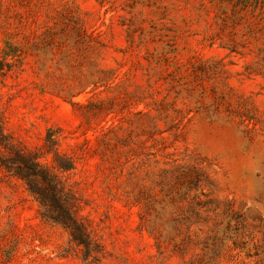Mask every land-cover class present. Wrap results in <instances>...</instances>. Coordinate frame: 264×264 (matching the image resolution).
<instances>
[{
	"label": "rangeland",
	"instance_id": "rangeland-1",
	"mask_svg": "<svg viewBox=\"0 0 264 264\" xmlns=\"http://www.w3.org/2000/svg\"><path fill=\"white\" fill-rule=\"evenodd\" d=\"M236 1L0 0V60L7 61L0 121L7 142L36 152L51 168L55 152L75 162L71 171H55L102 245L93 264H264V0H245L248 10L234 13ZM223 20L238 21L210 43ZM74 26L85 30L77 44ZM132 31L136 41L142 34L157 40L139 57L166 48L174 36L188 68L182 83L192 89L187 96L186 86L175 83L182 96L174 100L172 91L166 100L169 118L183 119L178 129L153 105L170 86L161 80L150 89L157 78L134 71L139 57L124 54ZM246 32L253 52L222 47L245 41ZM95 34L105 47H90ZM9 46L17 54L7 57ZM103 73L116 78L97 87ZM7 155L0 145V157ZM178 166L202 174L192 191L169 189ZM191 207L200 215L187 221ZM41 213L25 183L0 167V264H87L68 230ZM218 223L231 227L216 255L204 244Z\"/></svg>",
	"mask_w": 264,
	"mask_h": 264
},
{
	"label": "trees",
	"instance_id": "trees-1",
	"mask_svg": "<svg viewBox=\"0 0 264 264\" xmlns=\"http://www.w3.org/2000/svg\"><path fill=\"white\" fill-rule=\"evenodd\" d=\"M229 1L234 2L235 0ZM97 3H99L101 6H104L109 2L108 0H97ZM249 6L250 4L248 2H245V0H237L234 3L233 11L234 13L247 11ZM63 18L69 23L76 24V21L72 17H70L68 13H64ZM236 21L238 20H233V22L231 21L226 23L225 20H223L220 31L214 36L208 37V41L213 44L217 40L223 39V29H226L228 25L234 26V24H237ZM83 32H85V30L82 26L72 27L70 34L74 36L76 44L78 43L77 38H80L81 35H85V33ZM63 34L64 36H67V34H69L68 27L65 26ZM133 34H135L134 31H132V33L129 35V44L124 51L125 56L137 55L136 57H139L137 51L147 49L149 45H152L157 41L153 36L149 38V40H146L143 34L141 37V41H136ZM251 35L252 34L250 32H246L245 36L247 38L245 41L237 42L231 40L229 42L223 43L222 47L226 48L232 53H238L241 55L245 54L246 51L253 52L251 49L253 41L249 40L251 38ZM170 37L171 40L167 42L166 48L160 49L159 47H155L156 49H154V51H146V55L144 57L141 56L137 58L133 63V70L135 71L137 69H143L145 71V74H147L148 76L157 78V80L153 84L151 82H148V85L152 90L156 89L158 81L161 80L165 81L168 86H170V89L168 92H166L164 98L159 100L157 99L155 102H153V105L157 110L161 111L159 115L164 116V120L170 122L171 129H178L183 124V119L169 118V110L167 111L166 109L171 108V106L169 107L167 105L166 100L168 101V99H170V93L172 91L175 92V94H173L174 100L182 96L180 91L176 89V86L174 85L175 83L178 85L186 86L184 88V93L187 96L192 93V89L190 86H187V82L182 83L184 77L181 76L182 74L187 72L188 68H186L185 65L179 62L177 49L175 48L174 36ZM92 38L93 46L90 47H92L93 49L95 48V45L105 47L104 44L98 41V34H95ZM7 53V57L13 56L14 54H17V49L9 46V50L7 51ZM5 59L0 60V72L3 71L4 67H6L7 65V61ZM141 60L146 61V65L140 64ZM171 68L172 71H170ZM99 73H102V71H100ZM102 75L101 77L99 76L100 78H98L96 82H94L97 87L101 84L104 86L110 84L112 85V80L116 78L115 74L113 73H103ZM129 101L136 100L133 96L130 95ZM72 104L78 105L76 103ZM104 106L105 105H103L99 109V112H102ZM96 115L98 114L95 113L93 116ZM46 140L47 142H49L50 147H54L53 151H55L57 141L52 132H49ZM0 145H2L3 148L8 151L7 156L0 157V167H3L7 172L11 173L13 176L17 177L25 183L29 193L32 194L39 203L43 218L53 223L59 224L68 230L71 240L76 243L77 246L82 248L84 253V261L87 264L99 262L100 255L103 250L102 245L99 240L93 236L90 225L82 218H80L77 214V209L79 206L76 194L67 186V184L58 176V173L55 171H71L75 169V162L70 158L61 157L58 152H55L56 165L55 167L51 168L40 160V156L36 152H24L22 149L15 148L14 145L7 142V137L4 133L1 121ZM173 176L174 185L170 186L169 189H172L175 186L184 187L185 185L188 188L187 191L190 192L196 188V186H194L190 189V185H192L193 183L194 185H196L201 179L202 174L198 169H196V167L178 166L177 169L173 171ZM171 198H169V203L174 204L175 201L171 200ZM139 201L140 200H137L135 202L138 203ZM194 215L198 216L200 215V212L195 207H191V210H188V217L186 218L187 221L190 220V218ZM203 221L206 222V220ZM221 226L222 225L220 223L216 224V227L218 229L217 235L213 237V239L210 241L211 243L209 242L204 244L205 250L210 249V251H214L216 255H219L221 253L223 248V241L227 237H229L227 233L229 231V228L231 227L230 223H228L225 229H220ZM173 240L174 239L171 238L170 240H168V242H172ZM188 242L189 241L183 244L175 243L177 244L174 245L175 250H183L188 245Z\"/></svg>",
	"mask_w": 264,
	"mask_h": 264
}]
</instances>
